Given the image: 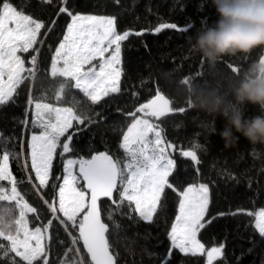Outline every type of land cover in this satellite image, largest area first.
Masks as SVG:
<instances>
[{
	"label": "trees",
	"instance_id": "1",
	"mask_svg": "<svg viewBox=\"0 0 264 264\" xmlns=\"http://www.w3.org/2000/svg\"><path fill=\"white\" fill-rule=\"evenodd\" d=\"M11 3L26 14L43 20L46 29H51L41 37L44 42L38 47L35 80L31 83L25 81L17 90L19 94L14 102L0 106V133L3 134L0 154L8 151L17 156L23 144L24 156L15 159L10 156L9 165L17 180L25 181L18 190L41 212L40 219L34 225L30 224L33 227L46 224L52 218L44 200L51 201L54 193L51 187L39 191L33 187L38 181L34 179L27 158L26 140L32 129L28 99L29 94L38 98L46 93L48 102H55L57 83L50 76L49 67L70 17L57 14L62 6L60 0H53L52 4H45L42 0H11ZM69 6L75 13L111 15L116 18L120 34L124 31L133 34L121 46L123 75L119 93H112L98 104H92L77 89L65 92L60 105L72 107L79 114L90 117L92 122L85 120L83 125L76 126L80 130L73 135V151L63 157L57 155L53 161V176H63L67 159H88L101 151H108L121 161L126 160L120 143L133 120L129 114L160 91L172 100L174 109H185L183 113L176 111L158 119L147 117L163 128L166 141L175 146V150L170 152L176 167L169 181L177 191L197 182L209 186L210 204L206 219H215L206 224L198 239L206 249L224 246L223 257L214 264H264V236L254 227L255 216L247 215L249 211L255 213L264 209V143L251 144L240 137L236 144L226 147L221 137L211 131V122L214 121L218 132L224 126V118L189 103V89L193 87L223 95L234 102L229 85L242 79L248 66L259 61L264 47L254 48L248 54L225 56L214 66L192 52L188 37H194L197 30L211 26L219 19L211 0H69ZM164 23H175L177 29H163L157 33L155 29ZM184 28L187 31H182ZM46 29L41 32L45 33ZM135 32L143 34L137 36ZM33 54L31 51L23 54L27 58L26 66H30L28 61ZM233 67L238 71L234 73ZM185 79L189 84L183 83ZM242 107L246 117L264 114L258 106L246 104ZM190 150L197 152L199 163L182 155L183 151ZM60 151L58 148L57 152ZM29 175L33 178L31 183L27 181ZM61 180L50 178L49 185H59ZM54 191L58 193V187ZM116 196L114 194V198ZM101 203L105 210L102 218L110 225L107 235L111 250L118 254V264H206V255L193 256L171 249L168 232L179 203V196L171 189H165L151 222L135 213H131L129 218V209L125 206L113 213V219L119 225L116 227L106 215L108 210L115 209V205L108 199H102ZM0 205H7V202H0ZM230 212L237 214L231 215ZM73 234L77 233L73 230ZM48 235L52 237L46 241L50 246V264H61V261L72 264L77 257L74 252L67 251L71 242L64 227L54 220ZM78 247L87 260L81 243ZM169 249L171 257L168 256Z\"/></svg>",
	"mask_w": 264,
	"mask_h": 264
},
{
	"label": "snow or ice",
	"instance_id": "2",
	"mask_svg": "<svg viewBox=\"0 0 264 264\" xmlns=\"http://www.w3.org/2000/svg\"><path fill=\"white\" fill-rule=\"evenodd\" d=\"M42 2L52 4L53 0ZM60 2L62 6L57 14H66L70 22L51 59L49 74L57 83L53 98L55 102H48L46 93L38 98L29 94L28 99V105L33 109V127L41 129L39 134L33 132L27 145L30 148V169L35 174V181H38L33 187L37 191L49 187L53 190L52 200H44L52 218L46 224L30 227L40 219L41 212L18 190L25 181H18L13 175L9 165L12 154L3 151L0 154V202H7V205H0V264H50V246L46 241L52 238L48 232L54 220L64 227L71 238V247L67 251L74 252L77 257L72 264H118V254L111 250L107 235L110 225L102 218L105 211L102 198L115 205V209L108 210L106 215L113 225L119 227L113 213L125 206L129 209V218L131 213H135L151 222L160 207L165 189H171L179 196L178 213L168 232L171 249L193 256L206 255V264H214L223 257L224 246L221 244L206 249L198 239L206 224L215 219H206L210 204L209 186L200 183L190 185L183 191L174 188L169 177L176 167L170 152L175 150V146L166 141L163 128L147 118L158 119L169 113L185 111L183 107L174 109L172 100L160 91L129 114L133 122L124 132L120 143L126 160L114 158L108 151L99 152L88 159L70 158L64 163V175L53 176V161L57 155L63 157L65 153L73 151V135L80 130L76 126L83 125L85 120L92 122L90 117L79 114L72 107L60 105L65 92L77 89L92 104H98L112 93H119L123 75L121 46L133 34L130 31L120 34L115 17L75 13L69 6V0ZM42 29H46L43 20L26 14L15 7L11 0H0V106L14 102L19 94L17 90L25 81L35 80L39 55L37 45L43 44L42 35L51 31L48 28L42 33ZM163 29L175 30L177 24L164 23L155 31L158 33ZM182 31H187V28ZM134 34L139 36L143 33ZM30 51L35 54L28 61L31 67H26L27 58L21 54ZM231 70L234 73L238 71L235 67ZM183 83L187 85L189 80L185 79ZM136 113L143 115L137 116ZM2 136L0 133V139ZM58 148L61 150L59 153ZM182 155L199 163L196 151H183ZM23 156L22 144L21 152L12 158ZM50 178L62 179L63 183L50 186ZM32 179L29 175L27 181L31 183ZM57 187L58 193L54 191ZM114 194H117L116 198ZM29 214L34 215L30 217ZM247 215L255 216L254 227L264 236V209L255 213L249 211ZM73 230L78 234H73ZM81 242L89 258L87 260L78 247ZM61 264L66 262L61 261Z\"/></svg>",
	"mask_w": 264,
	"mask_h": 264
},
{
	"label": "clouds",
	"instance_id": "3",
	"mask_svg": "<svg viewBox=\"0 0 264 264\" xmlns=\"http://www.w3.org/2000/svg\"><path fill=\"white\" fill-rule=\"evenodd\" d=\"M211 3L219 19L188 37L192 52L214 66L225 56L248 54L254 48L264 47V0ZM229 92L234 102L193 87L189 89V103L224 118L223 128L217 132L212 121L211 131L221 137L226 147L236 144L240 137L251 144L264 143V114L246 117L242 107L251 104L264 113V57L251 63L243 78L229 85Z\"/></svg>",
	"mask_w": 264,
	"mask_h": 264
},
{
	"label": "rangeland",
	"instance_id": "4",
	"mask_svg": "<svg viewBox=\"0 0 264 264\" xmlns=\"http://www.w3.org/2000/svg\"><path fill=\"white\" fill-rule=\"evenodd\" d=\"M76 13H80V14H83V15H101V14H96V13H82V12H76ZM105 16H111V15H105ZM66 27H67V25L65 26V28H64V31H63V33H62V35H61V38L59 39V42L63 39V34L65 33V31H66ZM42 31V30H41ZM123 34V33H122ZM59 42H58V44H59ZM58 44H57V46H58ZM40 46H41V44H38L37 45V47H39L40 48ZM56 46V47H57ZM56 49V48H55ZM54 52H55V50H54ZM35 54V53H34ZM54 54V53H53ZM21 55H23V54H21ZM53 56V55H52ZM122 58V57H121ZM52 59V58H51ZM26 66V65H25ZM50 66H51V63H50ZM26 67H31V64H30V66H26ZM49 69H50V67H49ZM29 82L31 83V80H29ZM64 107H68V106H64ZM29 111L31 112V121H30V124H31V127H32V129L30 130V132L28 133V135H27V140H26V148H27V155H28V160H29V165L31 164V158H30V148H28L27 147V145H28V143L30 142V140H31V136H32V134H33V132H35L36 134H39V132L41 131V129H39L38 127H36V128H34L33 127V123H32V121H33V119H34V116H33V109L32 108H29ZM133 122V120L131 121V123ZM130 123V124H131ZM130 124L128 125V127L130 126ZM127 127V128H128ZM127 128H126V130H125V132L127 131ZM124 134V133H123ZM122 137H123V135H122ZM121 142H122V139H121ZM171 151V150H170ZM73 159H77V157H75V158H73ZM35 175V174H34ZM64 175V174H63ZM63 183V181L61 180V184ZM200 183H203V182H197V183H192V184H189V185H187V186H185L184 188H186V187H188V186H190V185H193V184H200ZM205 184V183H204ZM184 190V189H183ZM182 190V191H183ZM178 206H179V203H178ZM178 206H177V213H178ZM176 213V214H177ZM176 216V215H175ZM174 220H175V218H174ZM174 220H173V222H174ZM172 222V223H173Z\"/></svg>",
	"mask_w": 264,
	"mask_h": 264
},
{
	"label": "water",
	"instance_id": "5",
	"mask_svg": "<svg viewBox=\"0 0 264 264\" xmlns=\"http://www.w3.org/2000/svg\"><path fill=\"white\" fill-rule=\"evenodd\" d=\"M261 57H264V52H263V54L261 55ZM261 57H260V58H261ZM154 96H155V95H154ZM154 96H153V97H154ZM153 97H151L150 99H152ZM150 99H149V100H150ZM145 103H147V101H146ZM101 152H103V151H101ZM97 153H99V152H97ZM97 153H94V154H92V155H95V154H97ZM92 155H91V156H92ZM90 158H91V157H90ZM186 158L191 159L190 157H186ZM102 199H107V198H102ZM77 234H78V233H77ZM81 245H82V242H81ZM82 248H83V246H82ZM83 250H84V249H83ZM84 252H85V254H86V251H85V250H84ZM86 256H87V254H86ZM87 258H88V257H87ZM88 259H89V258H88Z\"/></svg>",
	"mask_w": 264,
	"mask_h": 264
},
{
	"label": "built area",
	"instance_id": "6",
	"mask_svg": "<svg viewBox=\"0 0 264 264\" xmlns=\"http://www.w3.org/2000/svg\"><path fill=\"white\" fill-rule=\"evenodd\" d=\"M70 242H71V238H70Z\"/></svg>",
	"mask_w": 264,
	"mask_h": 264
}]
</instances>
